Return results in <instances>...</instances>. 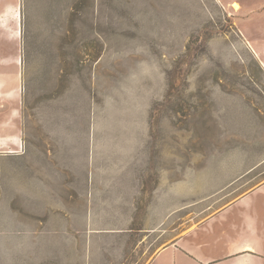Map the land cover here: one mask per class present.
<instances>
[{"label":"rangeland","instance_id":"rangeland-1","mask_svg":"<svg viewBox=\"0 0 264 264\" xmlns=\"http://www.w3.org/2000/svg\"><path fill=\"white\" fill-rule=\"evenodd\" d=\"M261 61L264 0H0V264H87L74 205L110 199L92 198L103 159L247 192ZM202 158L224 164L194 172Z\"/></svg>","mask_w":264,"mask_h":264},{"label":"crops","instance_id":"crops-1","mask_svg":"<svg viewBox=\"0 0 264 264\" xmlns=\"http://www.w3.org/2000/svg\"><path fill=\"white\" fill-rule=\"evenodd\" d=\"M130 161L94 162L98 174L92 178V198L110 199L101 206L74 205L75 212L86 214V229L74 232L73 246L75 252L83 246L87 264H264V157L249 158V166L236 174L254 182L245 193L226 188L232 179H202L209 165L224 164L218 159H198L194 172L202 173L201 180L185 192L177 190L175 168L146 171L144 159L137 167ZM219 170L223 174L224 169ZM178 196L184 198L182 203ZM98 212L105 214L103 240L96 236ZM32 235H37L35 230Z\"/></svg>","mask_w":264,"mask_h":264},{"label":"bare ground","instance_id":"bare-ground-1","mask_svg":"<svg viewBox=\"0 0 264 264\" xmlns=\"http://www.w3.org/2000/svg\"><path fill=\"white\" fill-rule=\"evenodd\" d=\"M236 6H238V4H235ZM262 65L264 66V63L261 61Z\"/></svg>","mask_w":264,"mask_h":264}]
</instances>
